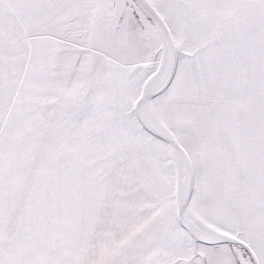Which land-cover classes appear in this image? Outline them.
I'll return each instance as SVG.
<instances>
[{
  "label": "snow or ice",
  "instance_id": "6c2138e0",
  "mask_svg": "<svg viewBox=\"0 0 264 264\" xmlns=\"http://www.w3.org/2000/svg\"><path fill=\"white\" fill-rule=\"evenodd\" d=\"M0 264H264V0H0Z\"/></svg>",
  "mask_w": 264,
  "mask_h": 264
}]
</instances>
